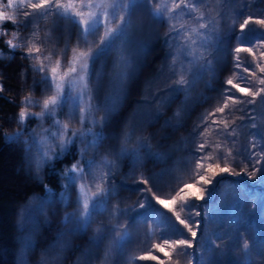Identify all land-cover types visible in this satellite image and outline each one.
<instances>
[{"label":"snow or ice","instance_id":"obj_1","mask_svg":"<svg viewBox=\"0 0 264 264\" xmlns=\"http://www.w3.org/2000/svg\"><path fill=\"white\" fill-rule=\"evenodd\" d=\"M219 2L220 0H156V3H153L152 0H19L17 3V0H7L4 5L5 8L31 9V11H24L25 17L32 16L47 20L49 16H52L56 18L54 23L70 21L77 29L76 35L79 37L76 47H69L68 44H65L63 53H55L58 57L55 60H53V53L47 50L42 52L41 47L37 43H33V40L40 39L38 25L34 21H28L25 24V28L29 26L34 28L30 37H26L21 43H13V40L6 41L12 50L27 48V52L24 54L25 58L36 62L32 64L33 71L43 74L41 82L46 85V90L52 93L41 101H33L30 96L25 97L23 101L24 110L18 114L17 122L21 126L28 119H38L43 122L45 116H47L52 120L55 129L51 131L44 128L41 123L39 133L35 129L32 130V142L25 141V150L29 153L27 159L30 168L34 166L38 172L42 167V162L47 163L53 159L52 156H49V152L55 153L56 148L60 150L55 153V159L58 160L68 152L69 146L74 143L84 145V148L78 149L83 164L77 161L70 169L59 174L67 180V183L63 185L65 191L59 194L61 205H69L72 202L71 190L76 188L77 185L78 188L77 197L74 201L77 210L67 213L62 220L66 229L69 224L73 227L59 233L56 247L60 251L56 252V258H59L60 252L69 246L67 242L59 244L61 239L69 233H86L100 215H107L109 221L114 219L117 223H109L97 228L96 232L98 234L89 238L88 247L84 250L86 264H93L95 259L107 260L113 251L123 254L126 242L132 239L130 225L123 222L129 216L130 210L121 208L118 204L111 205L110 201L115 195V188L114 186L105 187L104 185L108 183L110 174L117 167L116 160L118 159L131 155L137 171L143 162L142 152L144 155L158 160L164 159V153L153 152V146L147 138L138 139L136 147H128L135 139L136 130L141 125H133L131 132L112 133L107 137L103 130L105 125L111 123V115L115 111L114 99L119 100L121 94L126 96V86L132 75H134V70L129 71L133 61L128 58L127 41L125 40L129 35V29L133 27V16L138 9L145 8L153 20L167 24L168 34L163 38V43L169 51L166 55V68L160 70V76H163L167 71L171 74L169 78L175 79V85L171 87L170 93L173 97L183 93L185 107L182 111L187 115L190 112L191 94L197 88L199 81L208 73L215 76L216 68L213 65V60L206 59V55L212 49H216L217 54L213 57L216 64L219 65L222 59L219 55V48L223 42L220 35V22L223 19L225 25H228L229 14L226 12L223 17L212 14V4H219ZM237 16H239V13ZM261 16H264V13H261ZM0 21L15 23L16 16L8 11L0 10ZM117 21L119 25L112 27L111 25ZM236 23V19L231 20L233 26ZM255 25L264 26V18H254V16L248 15L246 19L239 23V32L235 34L234 38L237 40L238 45L250 44L252 46H236L230 50L234 60L233 67L236 71H234L233 77L224 81L226 87L220 93L219 98L222 103L214 110L202 113L199 117L200 122L189 133L193 140L205 137L203 142L198 143L193 151L190 177L193 182L183 183L182 187L173 188L174 195H171L169 199H163L153 191V187L159 183L156 174L145 178L141 173V183L148 185L151 180L153 185L137 189L138 192H141L140 202L131 211L138 208H144L145 211L132 217L133 225H136L141 217L147 223L148 219L155 220L161 215L166 217L167 224L160 234L162 243L153 244L146 255L129 257L128 264H133L135 260L166 264V261L161 259L159 255L151 254L153 252L163 254L167 258V264H173V253H175L177 258L174 264H179L180 257L190 258L193 255L188 250L193 248L194 241L197 247H202L204 243L212 244L211 236L205 234L206 229L201 228L200 223L195 219L196 216L200 215V212L193 214V209L200 207L196 202L204 201L206 195L209 199L212 198L213 190L209 186L213 184V181L223 188L226 183H239V181L227 180L225 174L227 176L246 174L255 177L257 173H260V181L264 182V168L256 167V165L264 162V146H262L260 153L245 150L248 152L246 158L253 166L251 173L248 172L247 164L242 161H234L241 167V171L237 172L228 163L232 159V149L226 148L224 144L216 139L210 140L207 138L211 135L209 131L211 130L216 133L217 137L223 138L225 141L231 140L236 135V128L233 127L235 120L233 119L230 124L228 119L232 115V106L241 103L255 104L256 98L262 97V94H264V50H260L264 49V43L259 45L256 43L257 40L264 41V31L257 29ZM135 27L137 31L142 30V25L139 23ZM101 28L104 30L103 36L97 42V50L93 52L92 41L89 40V37L96 36ZM232 32H235V27L232 28ZM13 37L17 40L20 39L17 32H13ZM118 41H125L124 46L117 47ZM41 43H47V41H41ZM81 43L85 45L87 50L81 49ZM114 48H116V58L113 62L115 77L112 79V83L116 85L117 93L114 97H109L108 100L94 106L92 104V85L95 83L98 87L99 81L104 75L96 70V65L102 57L110 55ZM69 52L70 56L67 55ZM240 53L250 55L251 60L248 62V66H245ZM169 60L171 63H168ZM250 67L253 68L251 72L249 71ZM237 79L240 82H235ZM241 83H244L245 86L242 87ZM2 90L3 85H0V91ZM237 93L239 96H237ZM164 96L165 99L156 96L154 101L160 100L162 105H167L169 103L166 98L168 93L166 92ZM243 97H249L250 99L245 101L242 99ZM204 100H207V97ZM262 102H264V97H262ZM29 106H39L42 111L30 113L27 111ZM94 108L97 111L104 108L106 116L96 119L93 112ZM60 109H68L66 113L67 121L56 118V113ZM226 110H228L227 115H225ZM235 110L242 111V109ZM154 115L157 119L163 118V113ZM180 116L181 111L174 112L172 118L164 120L162 127L171 129V132L174 133L179 127H183V124L179 122L173 124V119L179 121ZM73 121H78L81 127L70 129L69 122ZM249 121L252 122V127L256 126L253 116L249 115ZM97 127L101 130L95 131L94 129ZM257 134L261 139H264V132ZM22 135V132H17L11 136L5 134V137L10 141H19ZM158 135L159 132L153 133L152 138ZM170 135L171 133L166 135L164 140L169 139ZM109 139L116 141L115 145L108 146L109 154L113 155L115 159L109 160L107 156H104L101 163L108 171L97 172V159H88L85 153L95 149L99 158V148L102 146V142ZM36 145H39L37 149L38 159L32 154L33 147ZM164 146L163 143L158 145L160 148ZM255 147L256 144L252 143L251 148L254 149ZM199 153H203V155H199ZM240 154L237 153V155ZM89 177L92 180L91 184L88 183ZM217 177H220V179L217 180ZM44 187L47 189V186ZM93 188L95 191H93ZM162 190L157 187V191ZM225 196H227V193H225ZM54 197L55 194L52 190L47 189L39 206L43 208L45 204L55 203ZM157 205L162 206V208H158ZM176 206H179V211H176ZM163 209H167V212H164ZM185 211L187 216L182 218L181 213ZM168 213H172V215L169 216ZM198 231L201 233L202 240L196 239ZM215 235L218 239H223L224 235H230V233L222 235L220 232H216ZM22 239L26 246H32L31 237H23ZM239 239L241 238L237 233L235 240L238 242ZM105 240L109 241L107 247H103ZM102 247L104 250L103 257L99 254ZM168 249H171V251H168ZM242 249L245 255L250 258L251 254L248 251L249 245L247 242L242 244ZM202 260L203 258H201ZM40 264H49V260L43 258ZM189 264H191V261H189Z\"/></svg>","mask_w":264,"mask_h":264},{"label":"rangeland","instance_id":"obj_2","mask_svg":"<svg viewBox=\"0 0 264 264\" xmlns=\"http://www.w3.org/2000/svg\"><path fill=\"white\" fill-rule=\"evenodd\" d=\"M18 2L19 0H17V3ZM152 2L156 3V0H152ZM6 3L7 0H0V10L14 14L16 16V21L15 23L11 21H0V36H3L5 41L13 40V43H21L26 37H30L34 28L32 26L25 28V24H27L28 21H34L35 24L38 25L40 39L33 40V43H37L38 46L41 47L42 52L47 50L53 53V60L58 58L55 53L64 52L65 44H68L69 47H76L79 37L76 35L77 29L70 21H58L54 23L56 18L52 16H49L47 20L32 16L25 17L23 14L24 11H31V9H9L4 7ZM226 12L229 14V23L225 25L224 20L221 19L220 35L223 42L219 48V54H227V56H225H229L228 58L230 59V65L224 72L225 80L233 77V73L236 71L233 67L234 60L230 50L236 46L249 47L246 45H238L237 40L234 38L235 34L239 32V23H241L243 19H246L248 15H255L254 18H264V16H261V13H264V0H231V2H229V0H220L219 4H212L213 15L218 14L219 17H223ZM238 13L239 16H237ZM185 19H187V17H185ZM232 19L237 20L234 26L231 24ZM137 23L142 25V30L137 31L135 27ZM118 25L119 22L117 21L111 26L117 27ZM233 27H235V32H232ZM55 30H57V32ZM103 31V28H101L96 36L89 37V40L92 41L93 52L97 50V42L103 36ZM5 32L6 34H4ZM13 32H17L21 38L19 40L14 39ZM167 34L168 26L166 23L153 20L145 8L137 10L136 14L133 16V27L129 29V35L125 38L127 41L128 58L133 61L129 71L131 72L134 70V75H132L126 86V96L121 94L119 100L114 99L115 111L111 115V123L106 125L104 132L107 137L112 133H120L122 131L131 132L133 125H141V127L136 130L135 139L128 145L129 148L136 147V141L138 139L142 137L149 139L150 135L159 132V135L156 136V143H163L165 146L161 148V151L154 150L153 148V152L158 151L164 153L163 150H165L168 156L173 155V157L172 159L170 158V160L164 155L163 160L157 159V163H154L156 167L151 171V175L156 174L159 183H165L168 180L173 182L178 180L179 183H190L193 182L190 178L193 151L198 143L203 142L205 137L193 140L189 136V133H191L200 122L199 117L202 113L214 110L215 107L220 106L222 103V101L219 102L217 98L214 101H207L204 100V98L207 96L208 99L214 98L215 95L224 90L226 85L224 87L219 86L220 90L216 83L205 81L206 77L204 76L191 94V101H195V103L204 102V105L198 113L197 110H195L191 115L190 111L189 114H187L189 120L188 123H186L187 121L183 120L186 116L182 111L185 107L183 93L173 97L170 93V89L175 85V79H170L169 77L171 74L167 71H165L163 76H160V70L166 68V55L169 51L163 43V38ZM45 40L47 43H41V41ZM261 43H264V41L257 42V45ZM124 44L125 41H118L117 47H122ZM80 47L82 50H87L83 43H81ZM254 50L256 49L254 48ZM12 51L13 53H10L6 58L0 59V81L5 88L3 94L16 104L12 106L11 112L4 113L3 121L8 136L17 132L23 133L19 141L7 140L12 172L15 176L13 178L16 180L18 187L23 188L25 185L30 184L29 178L37 172L34 166L31 168L29 166L27 159L29 153L25 150V141L29 143L32 142V130L35 129L37 133H39L41 123L44 128H48L51 131L55 129L53 128L52 120L47 116H45L43 122L38 119H28L23 126L17 122L19 112L24 110L25 107L23 104L25 97L30 96L33 101H41L52 93L51 91H47L46 85L41 82V76L43 74L33 71L32 64L36 62L25 58L24 54L27 52V48H19ZM216 54L217 50L212 49L211 52L206 55V59H212L214 62L216 60L213 59V57ZM67 55L70 56V52L67 53ZM240 55L244 59L245 66H248L249 59L251 58L250 55L247 53H240ZM115 58L116 48L112 50L110 55L102 57L96 65V70L102 72L104 75L101 77L98 87L95 83L92 85V102L94 106L101 104L102 101L108 100L109 97H114L117 93V87L112 83V79L115 77V72L113 70ZM168 63H171V61L169 60ZM118 70L117 68V71ZM252 70L253 68L250 67L249 71L251 72ZM257 74L260 75L258 72ZM157 77L159 78L157 79ZM188 78L190 79V76ZM235 82L240 81L237 79ZM241 86L243 87L245 84L241 83ZM166 92L168 93L166 98L169 101L167 105H162L160 100L154 101L156 96L165 99L164 94ZM237 96H239L238 93ZM262 97H264V94H262ZM262 97H257L255 104L241 103L232 106V115L229 116L228 119L230 124L233 119L235 120V125H233V127L236 128V135L231 140L225 141L223 138L217 137L215 132L209 130L211 135L207 137L208 139H216L221 144H224L226 148L232 149V159H230L228 163L231 167L235 168L237 172L241 171V167L234 161H242L244 164L248 165L249 173L253 171L252 164L243 157L247 151H241L239 143L242 134L251 131H254V134L264 132V102H262ZM242 99L246 101L250 98L243 97ZM235 109H242V111H237ZM249 110L252 111L250 112ZM27 111L30 113H39L42 109L39 106H29ZM67 111L68 109H60L56 113V118L61 121H67ZM176 111H181V116L179 121L173 119V124L179 122L183 124V127H179L174 133L171 132V129H167L172 135L167 141H163L162 137L164 132L159 131V126L162 127L164 120L172 118L173 113ZM95 112L100 118L106 116L104 108H100L99 111L95 110ZM156 113H163V118L158 119V127L156 129L147 130L145 125L146 120L156 118L154 115ZM227 114L228 110L225 112V115ZM249 115L254 117L255 127H252V122L249 121ZM69 127L70 129H79L81 125L78 121H73L69 122ZM254 134L253 136L258 140V143H256L254 149L251 147L248 148L252 152L260 153L262 146H264V139L258 137V134ZM149 140L153 146V141L151 139ZM115 143L116 141L111 139L102 142V146L99 148L100 156L99 158L97 156L95 158L97 159V172L108 171L101 163V160L104 156H107L109 160L115 159V157L108 152V146L115 145ZM38 148L39 145H36L32 150V154L35 155L37 159L39 158ZM244 148L248 150L246 145ZM205 151H207V149H205ZM238 152L241 154L237 155ZM141 155L144 157L143 152ZM199 155H203V153H199ZM43 164L42 162V165ZM221 164L224 166L223 162H221ZM116 165L117 167L110 174L108 183L104 186H114L115 188V195L110 201L111 205L118 204L121 208L130 210L129 216L126 217L123 222L130 225L132 239L126 242L123 254L113 251L108 256L107 260L95 259L93 264H128L129 257L146 255L148 254V249L152 246V244L143 241L145 239V234L142 232L144 229L143 223L138 221L136 225H133V222L130 220V217L140 209L138 208L135 211H131V209L140 202L141 193H133L129 186L132 185L131 181L133 182L134 179H137L139 182L141 181V173L146 177L147 172H145V169H147V166L142 162L140 166L141 169L136 171V165L131 155L116 160ZM256 167L264 168V162L256 165ZM245 176L247 175L245 174ZM247 177L254 183L264 185V182L260 181V173H257L255 177ZM88 183H92L91 177L88 178ZM120 187H124L125 189L122 188L123 190H119ZM77 188L78 185L71 190L72 202L69 205H61L59 203V196H55V203L45 204L44 207L41 208L39 205L42 201L35 194L31 195L27 200H17L13 202L10 207V216L12 218V223L14 222L15 224L13 229V239L15 240L14 243L8 246L10 248L9 253H11L16 264H21V262H23V264H40L43 258H47L49 264H86L84 250L88 247V239L98 234L96 232L97 228L109 223L115 224L117 221L114 219L109 221L107 215H100L86 233H69L59 241V244L67 242L69 246L60 252L59 258H56V252L60 251L59 248L56 247L59 233L73 227L69 224L66 229L62 220L67 213L77 210L74 203L77 197ZM211 189L213 190V188ZM93 191H95L94 188ZM225 193H227V196H225ZM207 199L208 197L206 195L205 200ZM236 206H239L237 217L231 221L229 219L222 220V216L236 208ZM201 209V219L199 223L201 224L203 221V225L206 227L205 234L211 236L213 244L204 243L202 247L196 248L199 252V264H207V262L208 264H264L263 255H257V259H254V261L249 258L243 260L240 252V247L242 248L243 243L235 240L237 233L239 237L240 234H245L243 230L247 229L250 224L256 221L254 214L262 218L261 221L255 222V228H258L259 225H263L264 227V207L260 209L258 196H249L240 184L226 183L222 188L220 199L213 205L202 206ZM181 217H183V213H181ZM221 229L223 230L222 234L230 233V235H224L222 240L218 239L215 235V231H221ZM23 237H31V247L26 246L22 239ZM200 240H202V237H200ZM108 244L109 241L105 240L103 247H107ZM103 247L100 249L99 253L101 257L104 255ZM192 251H194V247ZM151 254L157 255L156 252ZM194 257L193 254L191 256L192 264ZM201 258H203L202 261ZM151 262L153 261L135 260L133 264H150Z\"/></svg>","mask_w":264,"mask_h":264},{"label":"trees","instance_id":"obj_3","mask_svg":"<svg viewBox=\"0 0 264 264\" xmlns=\"http://www.w3.org/2000/svg\"><path fill=\"white\" fill-rule=\"evenodd\" d=\"M261 1V0H258ZM255 16V15H253ZM257 29H260L261 31H264V26L261 25H255ZM57 32V30H55ZM52 37V36H51ZM21 38V37H20ZM53 39V38H52ZM260 40H257L259 42ZM246 46H252L250 44H245ZM220 52V51H219ZM10 53H13V51L9 48L6 41L4 40L3 36H0V59L6 58ZM220 55V54H219ZM227 54L222 53L220 55L222 57L220 64L217 65L216 61L213 62L214 67L216 68L215 76H213L212 73H208L205 75L206 80L205 81H212L213 83H216L218 85V89L220 87H224V72L230 65V59L226 57ZM226 57V58H225ZM251 58L249 59V61ZM0 85L1 81H0ZM220 86V87H219ZM4 86L3 90L0 91V264H16V261L11 256V253H9V246L11 243H14L13 235H14V222L12 223V218L10 216V207L13 204V202L17 200H27L31 195L35 194L40 199L45 196L47 189H51L52 192L55 194V196H59L60 193L65 191L63 185L67 183L66 178L59 175L61 173H64L67 169H70L74 163L79 161L81 164H83V160L81 156L78 154V149L84 148L83 144H73L69 146V150L67 153H65L60 159H55V153H58L60 150L59 148L55 149L54 152H50V156L53 157L52 160H50L47 163H44L41 167V169L34 173L30 178V184L25 185L23 188H19L18 184L16 183V180L13 178L15 177L12 172L11 162H10V153H9V147H8V141L5 137L6 134V127L4 125L3 117L4 113L11 112L12 106H15L16 104L14 101H12L9 97L3 94L4 92ZM221 90V89H220ZM208 97V96H207ZM218 99L219 102H221L220 93L215 95L214 98L208 99L207 101L211 100L214 101ZM93 104V102H92ZM94 105V104H93ZM204 105V102L202 103H195V101L190 102V111L191 115L192 112L197 110V113L201 111L202 106ZM94 115L96 119H100V117L97 116L95 112V108L93 109ZM183 120L187 121L188 123V115H185ZM195 116V115H194ZM145 125L147 127V130L156 129L158 127V119L152 118L147 119L145 122ZM87 126V125H85ZM106 127V125H105ZM104 127V128H105ZM145 127V129H146ZM160 130L164 132V128L159 126ZM95 131H100L101 129L99 127L94 129ZM104 130V129H103ZM254 131L247 132L245 134H242L241 140H240V149L241 151H245L246 149L244 146L246 145V148L251 147L252 143H258V140L255 139V136H253ZM258 137H260L258 135ZM163 138V137H162ZM257 138V137H256ZM149 139L153 141V148L154 150H157L158 143H156V137L152 138V135H150ZM257 140V141H256ZM249 145V146H247ZM249 150V148H248ZM248 152L243 156L245 159H247ZM85 156L88 159H95L97 156V151L95 149L88 151L85 153ZM173 155H169L166 158L172 159ZM170 159V160H171ZM154 163H157V159H154V157H150L147 155H144L143 157V164L147 166V169H145V172H147L146 177L151 175V171L156 167ZM141 169V167H139ZM87 170V169H86ZM136 170V169H135ZM137 171V170H136ZM145 177V178H146ZM218 179V177L216 178ZM132 185L129 186V188L132 189V192H137V189L139 188H147L153 185V181H149L148 185H143L141 181L139 182L137 179H134L133 182L131 181ZM186 183V182H185ZM192 183V182H190ZM216 182L213 181V184L210 185V188H213L214 184ZM240 184L244 190L249 194V196H258L259 197V207L260 209L264 207V192L251 189L246 183H237ZM47 186V189L44 187ZM183 183H179L177 180L176 182H173L171 180H168L165 183H158L155 187H153V191L156 192L157 195L161 196V198H167L169 199L171 195H174V192L172 191L173 188H179L182 187ZM157 187L163 189L162 191H157ZM125 189L124 187H120L119 190ZM126 191V190H125ZM141 193V192H139ZM222 195V188L219 186V189L216 192V195L212 201H209L206 205H213L215 204ZM199 201L196 203L198 204ZM158 208H162V206L157 205ZM179 206H176V211H179ZM145 211L144 208H140L137 213H143ZM164 212H167V209H163ZM239 211V206H236L233 210L229 211L228 213H225L222 216L223 219H229L230 221L237 217ZM195 212H199V207L193 209V214ZM137 213H134L130 220L132 221V217L136 216ZM183 217L187 216V212H182ZM168 215H172V213H168ZM254 217L256 218L255 222L261 221V217L259 215L254 214ZM195 219L200 222V215L196 216ZM143 223L144 229L143 234H145L144 242L155 244V243H162V240L160 239V234L162 231H164V228L167 224V219L163 215H161L158 219H148L147 223L144 222V218L141 217L139 219ZM16 222V221H15ZM255 222L253 224H250L247 229L243 230V233L240 234L239 241L240 243L247 242L249 245V253L250 258L245 255V252L240 247V252L243 255V260H247L249 258L250 260H254L257 258V255L263 254L264 251V227L263 225H259L258 228H255ZM182 227V226H181ZM204 229L206 227L204 226ZM223 229V228H222ZM221 229V230H222ZM223 231V230H222ZM218 232H220L218 230ZM248 232V233H246ZM151 233V235H149ZM222 234V232H220ZM224 235V234H222ZM226 237V236H225ZM244 239V241H243ZM89 240V239H88ZM222 240V239H221ZM213 244V243H212ZM168 251H171V249H168ZM192 253V249L188 250ZM157 255L160 256L161 259H164L167 264V258L163 256V254L156 252ZM176 255L173 253V264L176 260ZM189 261H191L192 264V258H185L180 257L179 258V264H189ZM150 264H156V262H151ZM208 264V262H207ZM223 264V263H221ZM226 264V263H224Z\"/></svg>","mask_w":264,"mask_h":264},{"label":"water","instance_id":"obj_4","mask_svg":"<svg viewBox=\"0 0 264 264\" xmlns=\"http://www.w3.org/2000/svg\"><path fill=\"white\" fill-rule=\"evenodd\" d=\"M225 178L229 181H239V183H246L249 187L251 188H254V189H258V190H263L264 191V185H261L259 183H254L252 180H250L248 177H242V176H227L225 175ZM220 177L217 179L219 180ZM219 187V185H215V187L213 188V195L212 197L216 194V189ZM212 199V198H211ZM202 204V202H201ZM201 228L203 227V221L201 222L200 224ZM200 232L198 231L197 233V240H199V237H200ZM197 246L195 244V241H194V251H195V257H194V261H193V264H199V257H198V252L196 250Z\"/></svg>","mask_w":264,"mask_h":264},{"label":"bare ground","instance_id":"obj_5","mask_svg":"<svg viewBox=\"0 0 264 264\" xmlns=\"http://www.w3.org/2000/svg\"><path fill=\"white\" fill-rule=\"evenodd\" d=\"M169 133H171V132H169L167 129H164V135H163V141H167V140H164V137L166 136V135H168ZM171 135H172V133H171ZM171 135H170V137H171ZM159 145V144H158ZM157 150L158 151H161L162 149L160 148V147H158L157 146ZM163 152H164V154L166 155V157H168V155H167V152L165 151V150H163ZM242 177H247V176H245V175H243ZM219 178V177H218ZM215 185H216V183L214 184V186H213V188L215 187ZM219 189V187L216 189V192H217V190ZM216 195V194H215ZM215 195L212 197V199H207V200H204V201H199L198 202V204L200 205V207H199V211H200V213H201V211H202V209H201V207L202 206H205L209 201H212L213 199H214V197H215ZM201 202H202V204H201ZM201 215V214H200ZM204 226L205 225H203V227L202 228H204ZM220 231V230H219ZM215 232H218V230H216ZM220 232H222V230L220 231ZM214 236V235H213ZM200 237H201V234H200ZM200 237H199V240H200ZM243 241H244V239H243ZM193 244H194V242H193ZM194 247V246H193ZM193 252V254L195 255V251H192ZM198 252V251H197ZM198 257H199V252H198ZM263 255V257H264V251H263V254H261V255H259V256H262ZM242 256V258H243V255H241ZM255 259H257V258H255ZM254 261V260H253Z\"/></svg>","mask_w":264,"mask_h":264}]
</instances>
